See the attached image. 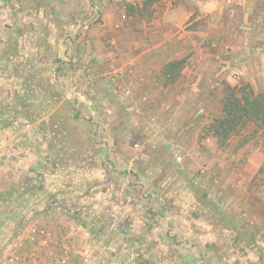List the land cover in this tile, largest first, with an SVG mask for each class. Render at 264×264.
<instances>
[{"label": "rangeland", "instance_id": "374dc122", "mask_svg": "<svg viewBox=\"0 0 264 264\" xmlns=\"http://www.w3.org/2000/svg\"><path fill=\"white\" fill-rule=\"evenodd\" d=\"M245 1L0 0V264H264V132L207 130L264 93Z\"/></svg>", "mask_w": 264, "mask_h": 264}, {"label": "trees", "instance_id": "16d2710c", "mask_svg": "<svg viewBox=\"0 0 264 264\" xmlns=\"http://www.w3.org/2000/svg\"><path fill=\"white\" fill-rule=\"evenodd\" d=\"M183 65L182 59L166 65L170 81L178 79L179 75L176 73L181 72ZM221 113L207 128L209 134L221 144L228 143L233 136L248 127H253V131L260 134L264 132V93L257 94L248 83L240 87L228 86Z\"/></svg>", "mask_w": 264, "mask_h": 264}, {"label": "crops", "instance_id": "0c3cea01", "mask_svg": "<svg viewBox=\"0 0 264 264\" xmlns=\"http://www.w3.org/2000/svg\"><path fill=\"white\" fill-rule=\"evenodd\" d=\"M259 1H262V0H259ZM245 6L246 8H244L245 10V17H244V21H239L237 22V25L238 27H246L247 29L249 30H255V29H264V19L261 20V18L264 16V5L260 4L258 5L257 7L255 6V1L253 2L252 0L251 1H245ZM260 3V2H259ZM187 11V10H186ZM185 11V15L187 14V12ZM255 11H257V13H255ZM220 13H223V10L219 11ZM251 12V13H250ZM159 13V12H158ZM157 13V14H158ZM230 14V12H228ZM227 13V14H228ZM228 14V15H229ZM260 15V17H257L256 16V19H255V15ZM183 17V16H182ZM157 26L160 27L161 24H174L175 20L173 18V15L171 14V11H168V12H163L161 17L159 18L157 16ZM161 19V20H160ZM234 19V18H233ZM261 20V22H260ZM229 25H226V24H222L220 25V28L222 31V35L224 36V30L226 28H228ZM165 33L166 35L164 37H166V39H168V31H162V34ZM158 34V33H157ZM179 40V39H178ZM168 40H164V41H161L160 43L159 42H156V46L155 48L156 49H160V47L162 45H164ZM163 52H161L160 54L159 53H155V55L153 54L152 56V61H156L158 67H159V70L162 68V66L164 65V63L168 62V61H173L175 60L176 58L179 60H183V56H177V57H168V56H164L165 58H163ZM151 61V60H150ZM61 209H65V208H61ZM60 213V212H59ZM67 213H71L70 211H68ZM78 214V213H76ZM76 216V215H75ZM76 220L80 221V217H75Z\"/></svg>", "mask_w": 264, "mask_h": 264}]
</instances>
